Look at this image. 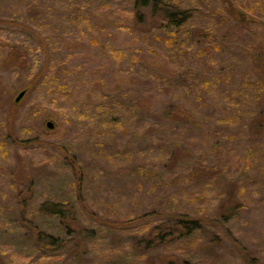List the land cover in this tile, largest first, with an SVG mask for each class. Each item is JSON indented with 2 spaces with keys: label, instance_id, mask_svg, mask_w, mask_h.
I'll list each match as a JSON object with an SVG mask.
<instances>
[{
  "label": "rangeland",
  "instance_id": "obj_1",
  "mask_svg": "<svg viewBox=\"0 0 264 264\" xmlns=\"http://www.w3.org/2000/svg\"><path fill=\"white\" fill-rule=\"evenodd\" d=\"M16 1L0 0V10H17L19 13L20 8L14 7ZM188 1L189 4L194 2ZM172 2L178 4L182 0H170ZM55 3L58 5L55 6ZM52 4L53 7H49ZM246 4L248 9L242 8L238 2L233 3L234 7L228 11L231 16L223 13L222 17L227 22L228 19H233L250 28L244 32L238 31L236 41L253 51L256 44L259 49L264 47V3L260 2L255 7L251 0H246ZM40 6L45 9L42 17L35 15L37 13L24 14L25 17H33L32 21L26 22L21 18L8 21L6 17L0 19V39L6 44L0 56V123L5 126L2 133L5 140H8V135L16 132L15 124L20 121L24 127L34 132L29 136L32 141L18 140L15 150L17 156L12 158L13 164L9 168L0 166V264H168L174 262L175 256L182 255V252L189 254L186 259L190 264H196V261L199 264L201 256L206 253L198 252L195 246L191 251L185 244L195 240V243H207L211 239L220 244L216 249L220 251L217 258L223 255L221 260L214 259L213 264H264V207H261V215L251 212L250 206L257 195H247L248 188L258 194L264 192L259 182L254 183V178H259V175L264 177V161L261 164L253 162L240 165L229 157L241 154L247 157L248 162V159L257 157V150L258 156L264 157V119H259L255 124L260 134L258 139L249 141V138L253 139L255 136L246 131L237 137V141L231 140L229 144H223V153L216 149L223 154L222 157L214 152L215 147L210 150L205 146V142L217 145L215 141H221L222 136L212 134L219 133L220 125L231 126L238 115L243 114L245 105L250 107L252 104L250 101L240 103L236 111H229L230 116L221 115L224 103H227L223 99L227 94L225 92L230 96L232 91L228 89L234 88L230 80L244 77L241 74L244 69L240 68V74L235 72L233 76L225 71L213 74L212 70L219 68L220 55L226 53V46H221L219 41L215 42L216 35L220 30L223 31V27L218 29V25H215L210 35L203 37V34H199L197 37L195 28L206 30L210 25L212 29L211 24L214 22V17L209 15V20L207 10L202 8V11L195 14L196 19L179 30L178 46L171 39L172 33L177 30L161 26L166 25L167 21L161 18L160 12L152 13L151 18L147 9L142 8L141 11L146 12V15L140 21H135L132 0H42ZM38 18H42L41 23ZM150 22L158 23L157 27L161 26L159 29L151 28L157 31L155 38L143 27L151 25ZM214 31V38H211ZM173 43L175 44L172 45ZM255 53L260 54L257 62L264 64V49H256ZM177 54L190 58L186 65L193 71L189 75L187 69L188 77L185 76L186 82L183 83L178 71H172L173 67L169 62V58H174ZM51 58L58 59L57 63L63 64L66 69L81 71V79L75 83L76 87L82 85L83 81H88V86H92L89 103H92L94 110L89 111L80 106L82 110L71 112L79 121L90 123L93 135L86 141L76 138L71 125L62 120L58 122L56 116L62 119L60 112L69 110L66 104L61 105L64 108L54 110L58 115L51 107L42 106L39 110H34L29 108L32 105L28 106L33 95L31 90L26 92L24 87L36 85L39 81L36 77L43 72H56L57 63L49 64ZM160 61H165L163 67ZM188 81L192 82L191 86ZM23 90L24 95L16 101V96ZM36 90L35 93H38ZM198 92L205 97L203 102L206 105L218 104L220 114H216V132L212 131L216 127L213 121H208L209 117L204 126L205 118L202 113L205 114L208 108L201 105L200 97L195 101V109H190L188 105L192 101L182 97L185 93L186 96L197 97ZM113 99L116 101H112ZM228 102L234 105L231 100ZM132 112H136L140 120H131ZM13 114L14 123L10 119ZM191 116L195 118L194 121ZM240 116L242 118L243 115ZM246 119L245 130H248L257 119L254 118V113L246 116ZM48 121L54 124L53 128L47 127ZM113 121L116 125H108ZM108 127L113 129L108 131ZM131 128L137 132V136L125 147ZM100 130L103 132L101 136L97 134ZM105 133L108 134L107 140ZM169 140L180 144V150L174 155L177 156L176 160L168 164L167 157L160 149H175ZM20 141L26 142L27 147L30 145L28 142H32L31 146L38 145L39 149H46L51 153H61V144L67 149L62 151L65 157L61 154L62 165L60 162L57 166L50 163L39 170L45 178L44 184L61 188L58 193L62 197H71L66 199L59 194L57 196L65 203L63 210L70 211L66 217L65 214L61 216L63 223L70 227L62 230L64 240L60 239L54 246L47 243L46 238L41 239L42 235L39 233L45 231L57 234L58 227L61 228L62 224L52 214L38 213L35 203L44 200L43 194L38 192V187L43 183L37 178L35 185L25 183V156L18 154L28 153L33 148L21 146ZM182 148L184 152H180ZM243 148H249V151ZM115 150L123 158L113 161V164L136 165L142 161L143 164L161 169L164 178L160 181L145 179L134 169V174L126 175L121 182L124 188L117 187V176L120 175L97 184L103 194L97 200H92L93 195L87 185L96 175L94 169L98 165L95 160L98 162L96 158L102 156L100 163H103V158L110 163V155L115 154ZM213 153L218 157L213 156ZM186 155L189 157L186 158ZM199 163L204 166V170L196 169ZM110 164H106L108 171L113 170ZM258 164L262 168L257 167ZM69 165L73 166L74 172ZM215 166L220 168L221 175L208 180L204 174L212 171ZM32 168L37 170L34 165ZM243 168H248V171ZM22 169L24 173L21 172ZM235 170H239L238 177ZM174 177L178 178V183L168 184L169 178ZM261 180L264 181V178ZM228 183L231 185L226 187ZM240 186L246 187L238 195ZM193 191L196 193L193 196L203 199L204 206H199L205 210L198 214L188 212L189 217H181V220H195L198 226L205 228V234L202 227H193L191 221L179 224V219L171 217H180L178 214L193 198ZM77 192H80V197H76ZM235 192L237 195L234 200L232 194ZM184 193L191 196H184ZM183 196L187 198L182 199ZM230 196L235 204L238 202L241 210L238 216L222 221L218 217V202ZM171 199H178L183 203H174L176 200ZM91 200L98 202L97 207ZM106 200L116 202L113 204L116 211L112 216L103 206L102 202ZM170 201L176 208L171 212L172 215H168V211L163 208ZM226 204L229 205L227 202ZM91 218L95 220L91 222ZM95 221H104L107 225L97 229L94 227ZM179 233L183 234L182 238H179ZM186 233L189 235H185ZM194 235L201 238L197 239ZM254 256L259 261L253 260Z\"/></svg>",
  "mask_w": 264,
  "mask_h": 264
},
{
  "label": "trees",
  "instance_id": "obj_2",
  "mask_svg": "<svg viewBox=\"0 0 264 264\" xmlns=\"http://www.w3.org/2000/svg\"><path fill=\"white\" fill-rule=\"evenodd\" d=\"M133 1V18L135 21H140L142 18H144V16L146 15V12H142L141 9H147V13L148 14H152L155 12H160V16L161 18L165 19L166 25L165 24H161L164 25L166 28H172L174 30H177V32H173V36H172V40L176 41L177 44L176 45H180L178 43V39L180 38V36L178 35V32H180L179 30L184 29V25L189 22H191L193 19H196L195 14L199 13L200 11H202V8L207 10L208 12V19L210 20V16L214 17V19H212L214 22L211 24L212 29L209 27L210 25H208L206 27V30L204 28H195L194 31L197 34V37L199 36V34H203V37H206L208 35H210L213 31V27L215 25H218V29L220 28V26L223 27V31H219V34L216 35V41H219V43L221 44V46H226L225 47V51L224 54H222V56L220 55L219 59H220V65L219 68H217V70H212L213 74L214 72H222L225 71L228 72V74H230L231 76H233V74L236 72L238 74H240V72L238 71V68L240 69H244L243 71H241V74L244 76L243 79H235L230 80V84L234 85V88H230L228 90L232 91L230 92V96L228 92H225L227 94H225L226 96L223 97L224 101H226L227 103H224V108H222L223 110H221V115L223 116H230L231 113L229 111H236L238 109V104L240 103H245V102H249L253 104H250L251 106L248 107L245 105V108L243 110V114H240V112L238 114L243 115L242 118L240 115H238V118L240 119H235L234 123L231 124V126L229 125H220L218 130L219 133H213V136H218L221 135L222 139H220L221 141H215L217 142V145H214L215 143H207L205 142V146L207 145V149H212V147H215L214 152L218 155V156H223V154H220L216 151L217 150H221V152L223 153L222 149H224V147H222L223 144H229L231 142V140H236L237 141V137L240 136L241 134H245L246 131H248L251 135L255 136V138L251 139V138H246L249 141L250 140H255L258 139V137L260 136L259 132L256 130V122L259 121V119H264V64H260L257 62V59L260 58V54L259 53H255L256 49L258 50H263L264 47H260L259 49V45H255V47L253 48V51L247 49L250 47H245L243 45V43H239L237 44L238 41H236L237 35H238V31H247L250 30V28H248L247 26L244 25V23L235 21V20H231L228 22L227 20L225 21L223 19V13L228 14L231 10L232 7H234L233 3H240V6H242V8L244 9H248V7L246 6V0H194L193 3L189 4L188 0H182V3H178V4H174L173 2L170 3V0H132ZM42 2V0H17L14 3V7L15 8H20L19 13L17 10H8L6 12V10H0V19L3 17H6L8 21H10L12 18H21L22 20L28 22V21H32L33 17H25V15L29 14V13H37L35 15L42 17L45 14V9L43 7L40 6V3ZM213 2V3H212ZM251 2H253L252 5H254L255 7L257 5H259V3H264V0H251ZM55 6L58 4H54ZM192 6H197V7H192ZM253 6V7H254ZM40 7V9H39ZM49 7H53L52 5H49ZM129 11V10H128ZM252 12V11H251ZM26 13V14H25ZM254 13V12H252ZM25 14V15H24ZM50 15V14H49ZM49 15H47L49 17ZM202 16V14H200ZM210 15V16H209ZM195 16V17H194ZM228 16L230 17L231 15L228 14ZM151 18H153V16H150ZM39 19V23L42 22V18H38ZM140 19V20H139ZM200 21H202L201 17H199ZM207 19V20H208ZM28 20V21H27ZM151 23V22H150ZM209 24V23H208ZM41 25V24H40ZM156 25H158V23H151V25H146L143 26L146 30L150 33V36L152 38H155L156 35V30L153 29H159L161 26L157 27ZM48 26L52 27L53 24H48ZM262 27L264 28V26L262 25ZM41 28V27H39ZM153 28V29H151ZM242 29V30H240ZM258 29V28H257ZM185 32V31H184ZM214 33L212 34L211 38H214ZM165 38H167V35L165 34ZM210 40V38H209ZM175 43H173L172 45H174ZM4 47H6V44L3 40L0 39V56L4 50ZM246 48V49H245ZM256 48V49H255ZM53 54V53H51ZM190 58H186V56H179L178 54L173 58H169V62L171 63L173 69L172 71H178L177 74H179V78L181 79V82H186V77L187 76V69H189L186 65L187 61ZM59 62L58 59L56 58H51L49 61V64H55ZM164 62L165 61H160V65L161 67L164 66ZM133 63V62H131ZM210 65V64H209ZM178 68H185L184 70H179ZM67 67L64 66L63 64H58L56 66V72L53 73L52 70H48L46 72H43V74L41 76L38 75L39 81H37L36 85H32L31 88L30 86H25L24 90L26 92H29L31 90V93L33 95V99L29 102L28 106L30 109L33 108L34 110H39L42 106L45 107H51V109H53V112L56 113V111L58 108L63 107L64 104H66L65 106L67 108H69V110L66 111H62L60 112V116L62 117V119L58 116H56L58 122L62 120V122L67 123L69 125H71L73 127V133L76 134V138H78L79 140L82 139V141H86L88 138H92L90 136H92L93 134L91 130V125L90 123H84L79 121V119H77V117L74 115H72L71 112L74 111H78V110H82L80 106H83L84 109H87L89 111L94 110L92 107V103H89V99H91V94L90 92H93L92 86L89 87L88 86V81H83L79 87H76L77 84H75L76 82H78L77 80H79V78L81 79V71H74L72 68L70 69H66ZM212 69V68H211ZM192 70L189 69V75L193 74V71L190 72ZM75 73V76H74ZM55 74V75H54ZM215 75V74H214ZM240 77V76H237ZM250 80H249V79ZM187 83L190 84L191 86V81H188ZM186 83H184L185 85ZM35 87V88H34ZM187 86H185L186 88ZM33 89V90H32ZM35 89H37L36 91H39L38 93H35ZM185 92H187V89H183ZM39 95V96H38ZM197 97H190V96H182L183 98H185V100H190L193 103L188 104L190 109H195V101L199 100L198 97H200V103L201 105L204 104L205 108H208V111H205V114H203V117L205 118L204 120V126L207 124H205V122L207 121L208 117L209 120L208 121H213L214 127H216L215 130H212L214 132L217 131V126H215L216 124H218L217 122V116L216 114H220V112H218L219 107L217 106V103H211L206 105L203 100L205 99V97L203 98L201 96V94L198 92L197 93ZM78 96H81V98H78ZM228 100L232 101L228 102ZM112 101H116L115 99H113ZM117 103V102H116ZM230 104V105H229ZM50 105V106H49ZM63 105V106H61ZM118 105V103H117ZM64 108V107H63ZM189 109V108H187ZM207 110V109H206ZM70 111V112H69ZM112 111V110H111ZM247 111V112H246ZM59 113V112H58ZM254 113V118L256 117L257 120L254 121V124L252 125V123L249 124V126L252 125V127H250V129L245 130V120L246 116H249L250 114ZM57 114V113H56ZM58 115V114H57ZM10 119L15 120V114L10 115ZM132 117L131 120H140V118L138 117V115L136 114V112H132L131 115ZM137 118V119H134ZM191 118L194 121V117L191 116ZM120 123V121H118ZM143 122V121H141ZM110 124H115V121H113V123L109 122L108 125ZM22 125V121H20V123L15 124V131L13 132L14 137H12L13 134H9L8 135V140H5V135H3L2 131L5 128L4 124L0 123V166L1 167H6L9 168L13 163H12V158L17 156L15 150H16V145L18 143V140H24V139H28L30 141L31 138L29 136H31V134H33V130L32 129H28L26 127H24ZM90 128V129H89ZM207 128L209 129V126H207ZM109 129H113L112 127H108L107 130L109 131ZM205 131L207 132V130L205 129ZM209 131V130H208ZM102 130H100L97 134H100V136L102 135ZM108 133V132H107ZM107 133H105V137L107 140ZM209 133V132H208ZM130 138L125 142V147H127V143H132V139L135 138L137 136V132L131 128L129 130ZM110 135V134H109ZM232 137V138H230ZM217 139V137H215ZM170 144L175 146V149H171L170 150H165V149H160L161 152H164V156L167 157L168 159V164L169 162H174V160H176L177 153H179L178 151L180 150L179 146L177 142H175L174 140H169ZM259 142V140L257 141V143ZM30 145L29 147H27L26 142H21L20 144L21 146H25L28 148H33L32 150H30V152L25 153L23 152V154H18V155H22L25 156V171L26 173L24 174L23 178L25 183L28 184H33L35 185V181L36 178L40 179L41 183H43L40 187H38V192L43 194V201L39 202V203H35V207H37L38 213L40 215H46V214H52L54 215L56 218L58 217L59 219H57L56 221H58L59 224H62V227L59 228L57 230V234H55V232L53 233H45V231L40 232L39 234L42 235V238H46L47 239V243L51 244L54 246L55 242H59L60 239L61 241H63V235H62V230L63 229H67L68 227H70V225L63 223V218L61 217L62 214H65V217L70 213V211L68 209L63 210V205H65L64 201L61 200L58 196V190H60L61 188H53V187H49L47 186V183L44 184V176L39 172V170H41V168H46L47 165H49L50 163H54L55 165H59L61 163L62 165V159H61V154L65 157V153H62V151H67L66 146L63 144H61L59 146L61 153H58L57 151L55 152H50L49 150H41L39 149V146H31L32 142H28ZM174 143V144H172ZM35 145V144H34ZM157 145V144H156ZM160 145V143H159ZM217 146H219L220 148H218ZM70 147V145H69ZM241 148V147H240ZM253 148V147H252ZM257 149V147H255ZM244 149V148H243ZM244 150L249 151V148H246ZM22 151V150H21ZM116 153H119L118 150H115ZM252 151H254L252 149ZM180 152H184V149L182 148V150ZM112 154L110 155L111 161L110 163L107 162V159L103 158V163H100V160L102 159V156H98L96 159H98L99 161L95 163L96 165H98V167H96V169H94V174L98 175H94L92 177V181L90 184H88V188L89 190L92 192V200H97L99 197H101L100 195L103 194V191L98 187L97 184H100L101 182L104 181H109L110 179H114L116 175H120L117 176V187L119 188H124L123 186H121V182L124 181V177L126 175H132L133 170H138V173L141 177L148 179V178H152L153 180H157L160 181V179H162V177L164 178V173H162L161 169H158L157 166H149L148 164L144 163L142 161H139L138 163H136V165L133 164H129V165H116L113 164L117 159L123 158V156L121 157L120 155L122 154ZM209 154H212V152H210ZM257 157H253L248 159L247 162V157L245 156H241V154H236V156H230L229 157L236 161L238 164L240 165H245V164H251V163H262L264 161V157L262 156H258V150L256 151ZM217 155H215L213 153V156L218 157ZM241 156V157H240ZM189 156L186 155V158H188ZM34 161V162H33ZM114 161V162H113ZM217 161H219V159H217ZM216 161V162H217ZM250 161V162H249ZM60 162V163H59ZM30 163V164H29ZM218 163V162H217ZM28 164V165H27ZM106 164H110L113 168V170L108 171L106 168ZM260 164L257 165V167L262 168L260 166ZM36 166L37 170H34L32 168V166ZM56 165V166H57ZM142 165V167H140ZM159 165V164H158ZM239 165V166H240ZM70 169L73 170V172L75 171L73 169V166L69 165ZM196 169H201L204 170V166L197 164L196 165ZM28 167V168H27ZM39 167V168H38ZM245 171H248V168H243ZM24 170L22 169V173H24ZM220 168L216 167L210 171L209 173H206L204 175H207L205 178H207L208 180H210L211 178H215L217 177V175L219 174V176L221 175L219 173ZM239 171V170H238ZM238 171L235 173H237V177L239 176ZM114 172V174H113ZM71 173V172H70ZM203 175V176H204ZM97 177V178H94ZM210 177V178H209ZM232 178V177H231ZM230 178V179H231ZM263 175H259V178H254V183L257 184V182H259L260 188L264 189V181H262L261 179H263ZM178 178H169V182L168 184L171 183H175L172 185H176L178 183ZM222 179V178H220ZM164 180V179H163ZM200 181V180H199ZM222 181H224L222 179ZM20 182H23L20 181ZM20 182L17 181L16 183L20 185ZM226 182V181H225ZM166 183V182H165ZM164 183V184H165ZM231 183H228V186H230ZM178 186V185H177ZM210 186V185H208ZM19 187V186H18ZM173 188H175V186H172ZM170 187V188H172ZM246 186H240V189L238 191V195L239 192H241L243 190V188H245ZM169 188V187H168ZM203 189V188H201ZM201 189H199V191H201ZM1 190V189H0ZM123 190V189H122ZM248 190V194L247 195H257V199L253 202V204L250 206V211L251 212H256L259 215L262 214L263 209H261V207H264V192H262V194H258L256 191L250 189ZM14 191V190H13ZM57 191V192H55ZM227 191V190H226ZM1 192V191H0ZM124 192V191H122ZM196 194L194 191L192 192V196ZM1 195V193H0ZM60 195V194H59ZM80 192H77L76 197H80ZM182 195V194H181ZM188 195L187 193H184V196H191ZM235 200V197L237 195V192H235V194H232ZM51 196V197H50ZM182 199H186L187 197H184ZM61 198H66V199H70L71 197H62L60 195ZM105 197V194H104ZM188 197V198H189ZM181 199V200H182ZM190 199V198H189ZM93 205L95 207H97L98 202H94L92 201ZM163 201V199H161ZM171 200H176V199H171ZM181 202L180 200H176L174 203ZM226 202L229 204L227 205ZM100 203V202H99ZM104 207H106L105 209L107 210V212L109 214H111V216L114 214V212L116 210H114V205L116 202L111 201V200H106L104 202H102ZM174 203H172L171 201L168 202L165 207L163 206L164 209H166L168 211V215H172L171 212L175 211L176 208H174ZM248 204V202H246ZM114 204V205H113ZM118 204V203H117ZM196 205V206H195ZM199 205H203V199H199L196 196H193V198H191L190 202L187 205H184V209H182L181 214H178L180 217H177L176 215H172L171 217L174 218L175 220L179 219V224L180 223H189V219H185V220H181V217H189V214H198L201 211L205 210L203 208H201ZM254 205V206H253ZM218 207H219V213H218V217L220 218V220L224 221L227 219H230L232 216H238L239 211L241 210L240 206H238V202H236V204L234 203L232 196L228 197L227 199H225L224 201H220L218 202ZM254 207V208H253ZM217 208V207H216ZM86 209V208H85ZM99 209V207L97 208ZM189 212V214H187ZM167 215V216H168ZM85 218H89L87 215H84ZM55 218V219H56ZM74 219V217H72ZM95 219L91 218V222L94 221ZM192 225H194L193 227H202L201 229L203 230V233L205 234V228L203 226H198V222H196L195 220H192L190 222ZM106 223L103 221L101 223H98L95 221V228L99 229L102 227H106ZM197 225V226H196ZM200 225V223H199ZM186 227V226H185ZM188 227V225H187ZM95 230V229H94ZM66 231V230H65ZM196 231V230H195ZM194 231V232H195ZM59 233V234H58ZM179 238H182L181 233ZM185 235H189V233H186ZM197 239L198 237L201 238L200 236L194 235ZM155 238L160 239V236H155ZM195 238V239H196ZM207 238V236H206ZM196 241V240H195ZM188 242L185 245H187L190 250L192 251V247L195 246L196 248H198V252H204L206 254H203L201 256V262L199 264H213L212 261L214 259L217 258V255L220 253V251L216 250L219 248L218 243H216L214 241V239H211V241L206 242ZM66 243V242H65ZM48 244V245H49ZM60 245V244H59ZM61 245H64L61 244ZM80 248V247H79ZM128 249V248H127ZM216 251V252H215ZM132 252V251H131ZM135 252V251H134ZM136 253V252H135ZM218 253V254H217ZM212 255V256H210ZM206 256V257H205ZM175 261L174 262H168V264H190L189 260L186 258H189V254H185L184 252H182V255H176L175 256ZM223 257L220 256L217 259L221 260V258ZM220 258V259H219ZM253 260L255 261H259L258 257H252ZM215 261V260H214ZM213 261V262H214ZM198 262L196 261V264Z\"/></svg>",
  "mask_w": 264,
  "mask_h": 264
},
{
  "label": "water",
  "instance_id": "obj_3",
  "mask_svg": "<svg viewBox=\"0 0 264 264\" xmlns=\"http://www.w3.org/2000/svg\"><path fill=\"white\" fill-rule=\"evenodd\" d=\"M24 93H25L24 90H23V91H20V92L18 93V95L16 96L15 100H16V101H19L20 98L24 95ZM46 125H47L48 128H53V126H54V124H53L51 121H48V122L46 123Z\"/></svg>",
  "mask_w": 264,
  "mask_h": 264
}]
</instances>
